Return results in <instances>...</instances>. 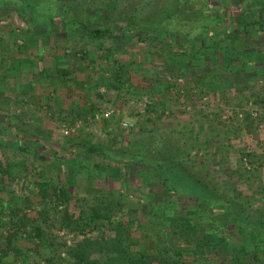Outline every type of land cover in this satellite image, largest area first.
<instances>
[{
	"label": "rangeland",
	"instance_id": "1",
	"mask_svg": "<svg viewBox=\"0 0 264 264\" xmlns=\"http://www.w3.org/2000/svg\"><path fill=\"white\" fill-rule=\"evenodd\" d=\"M224 5L0 0V264H70L68 248L86 239L102 237L110 246L114 232L106 226L80 232L64 223L90 208L107 212V227L122 221L136 241L130 251L145 253L146 264H264V251L249 256L246 230L222 228L227 215L264 229V25L250 24L247 35L235 37L234 22L219 24L198 40L202 29L187 24L214 6L236 19L237 9ZM254 21H264V10ZM238 42L248 49L241 56ZM43 63L49 66L38 74ZM78 87L94 96L74 112L59 98ZM88 147L119 158L164 149L176 162L199 167L203 183L214 180L227 213L197 208L193 186L195 202L182 199L179 213L199 225L190 239L171 215L159 214L173 197L148 176L152 167L145 192L128 182L143 178L144 167L90 155ZM85 165L93 175H83ZM196 239L204 244L197 255Z\"/></svg>",
	"mask_w": 264,
	"mask_h": 264
},
{
	"label": "trees",
	"instance_id": "2",
	"mask_svg": "<svg viewBox=\"0 0 264 264\" xmlns=\"http://www.w3.org/2000/svg\"><path fill=\"white\" fill-rule=\"evenodd\" d=\"M215 1L218 2L219 4H226L224 6L227 10L231 8H236L238 12V17L236 19H231L230 18L231 14L229 12L228 19L223 18L219 14V11L215 10L216 7L214 6L212 7L213 9L211 8L212 12L206 14L205 16L203 15L202 17L195 20L188 19L187 24H189L190 27L202 29L201 33L198 35V37H196L198 40L199 39L202 40L210 37L211 33L209 32V30L211 28L212 29L216 28L219 24L221 27H225V24L228 25L234 22L236 26L233 29V33L235 37H239V35L241 34L247 35L248 27L250 24L254 26L259 24L264 25V21H261L260 23L254 21L256 19V16L260 14V11L264 10V0H215ZM249 2H252L250 3L251 5H249ZM208 4L209 2L207 3L206 10L210 11V7L208 6ZM103 34L104 33L99 32V30L95 31V35L97 36H102ZM216 37L217 36H215L213 39V41L216 42L212 43V45L214 46L218 45V43L219 44L221 43V41L215 39ZM238 44H239V48L236 47V45L235 48L239 56H241V54H244L245 51L246 53L248 52L245 42H238ZM218 50H220V48H218L215 51V53L219 54ZM161 140H164V136L161 137ZM88 153L90 155L101 154L103 155V158L105 160L115 161L120 164L124 163V165H127L129 163H133L135 166H137L138 164L144 167V169L142 168L144 172L141 173V176L143 178L136 177V179L133 180L128 179L129 180L128 182L133 186L135 185L138 186V188L140 187L139 189L144 190L145 192L146 189L144 188L142 189V185H143L142 181L145 178L144 176L149 170V168L152 167L153 171L148 176L152 177L151 179L156 181L157 184L162 187V188L160 187L161 188L160 190L162 191V193H164L162 195L166 194L168 196L173 197L174 199L176 198L175 200H172L173 199L172 198L167 204L162 205L161 207L164 208V211L163 212L160 211L159 214L171 215L177 228H182L183 230L185 229L186 232L190 233L189 234L190 239L198 231L197 226L199 225L194 222L193 216H190V214L184 217L186 212L181 216L179 215V213L180 212L184 213L182 208V201H181L182 199H185L188 205H190L191 202H195L192 200L195 198V196H192L193 193H189L191 191H194L193 186L196 185L195 191H198L200 197L198 199L195 198V200H199L196 201L198 202L197 208H200L201 210L205 209L208 212L216 211L219 212V214L227 213L226 210L224 213V211L221 209L223 206H225V204L223 203L224 201L221 200V194L217 196V192L220 190H217L219 189V186L214 183V180L208 178L207 184L203 183V180L201 181L200 179L203 176L199 174L201 172L199 167H196L194 165L188 166L187 161L185 164L183 162L181 163L176 162V158L172 156L171 157L168 156L167 151H165L164 149L156 150L155 154L157 156L156 155L144 156L133 153L132 155L128 154L129 156L123 158L113 156L112 154L104 155V153L100 148H95V147H88ZM137 157L141 159H137ZM136 162H140V163H136ZM151 164H154V166H152ZM81 171L83 172V175L86 177L93 175L92 171H90V169L86 165L82 167ZM101 180H105V178H102ZM200 184H203V186H201ZM197 185H200L201 189H198ZM67 186L69 187L70 184H68ZM202 191L208 192L206 193L207 197H203L206 198L204 200H201ZM55 192L56 191L54 189V193ZM60 192L61 195L65 197V203H67L71 196L69 194L70 192H68V190L64 186ZM73 218L74 216H72L69 220L68 218H65L63 220L64 223L67 221L66 226L70 227L71 230H79L80 232H85L98 228L100 226L102 227L106 226L107 231L114 232L113 237L109 239V241L111 242L110 246L112 245L113 248L115 247L116 250L112 253L113 255L110 256V253L106 252L110 246L101 244L102 237L94 242L88 241L86 239L85 241L80 242L68 248L67 255L72 260V263L70 264H146L148 257L145 253L132 254V252L130 251L131 250L130 248H132L133 245L136 244V241L131 237V233L129 229L123 225L122 221L113 225L112 228H110L112 224H108V227L107 225H105V222L110 221V216H108L107 212H105L104 209L103 211H100L98 208L96 209L90 208L89 211L82 210L79 213L77 220ZM224 220H225V224L222 226V228L226 229L225 230L226 232H229L230 231L229 229H231L233 230L232 232L233 234H238L239 232H241V230H246L248 234V238L251 243L250 245L252 246L249 252V256L251 258L256 257L258 253L264 251V229L261 227L259 223L256 222L255 224H251L249 227H243L239 225L236 220H231L230 216L225 215ZM202 234L204 238L206 239L208 238L207 236L208 234H205L203 232ZM206 239L205 241H207ZM195 241L196 242H195L194 254L197 255L200 253L201 246H204V244H202L201 239H196ZM96 244H98L100 247H97Z\"/></svg>",
	"mask_w": 264,
	"mask_h": 264
},
{
	"label": "crops",
	"instance_id": "3",
	"mask_svg": "<svg viewBox=\"0 0 264 264\" xmlns=\"http://www.w3.org/2000/svg\"><path fill=\"white\" fill-rule=\"evenodd\" d=\"M60 50V49H59ZM61 52V51H60ZM59 54V53H58ZM52 63V61L51 62H49L48 64H51ZM44 66L46 67V68H48V66L49 65H45L44 63L43 64H41V67H38V74H43V72L45 71V69H44ZM63 66V65H62ZM64 67V66H63ZM67 67V69L68 70H70L69 69V66L67 65V66H65V68ZM58 69H56V71H57ZM61 70V73H63L64 71L62 70V69H60ZM29 71H30V69H29ZM60 72V71H59ZM61 73H60V75H61ZM73 78H71L70 80L72 81V82H78V83H80L79 81H78V79L76 78V75L75 74H73V76H72ZM41 78H43V76H41ZM67 78H70V76L69 77H67ZM61 79H62V77H61ZM73 79V80H72ZM59 95V97H60V94H58ZM63 95V96H62ZM91 96H94V92L93 91H83L82 90V87H78L77 88V90H75V91H63V94H61V97L59 98V100H62L61 101V103L63 104V105H65V106H67V107H65V108H68V106H70L71 107V109H73V111L75 112V111H77V109H80L81 110V108L83 107V103L85 102V101H89L92 97ZM67 98H68V100H67ZM94 98V97H93ZM84 99V100H83ZM88 103V102H87ZM64 108V107H63Z\"/></svg>",
	"mask_w": 264,
	"mask_h": 264
},
{
	"label": "built area",
	"instance_id": "4",
	"mask_svg": "<svg viewBox=\"0 0 264 264\" xmlns=\"http://www.w3.org/2000/svg\"><path fill=\"white\" fill-rule=\"evenodd\" d=\"M107 115L109 116V115H111V113H107ZM106 115V116H107ZM77 127H78V125H77ZM123 127H125V128H127L128 127V125H126V124H123ZM69 134V132L68 131H64V135H68Z\"/></svg>",
	"mask_w": 264,
	"mask_h": 264
}]
</instances>
